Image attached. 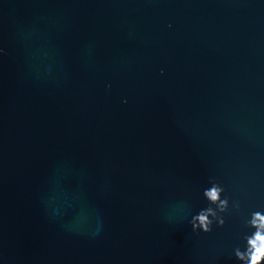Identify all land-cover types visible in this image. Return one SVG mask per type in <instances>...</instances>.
Returning a JSON list of instances; mask_svg holds the SVG:
<instances>
[{
  "label": "water",
  "instance_id": "obj_1",
  "mask_svg": "<svg viewBox=\"0 0 264 264\" xmlns=\"http://www.w3.org/2000/svg\"><path fill=\"white\" fill-rule=\"evenodd\" d=\"M213 176L264 203V0H0V264H239Z\"/></svg>",
  "mask_w": 264,
  "mask_h": 264
},
{
  "label": "clouds",
  "instance_id": "obj_2",
  "mask_svg": "<svg viewBox=\"0 0 264 264\" xmlns=\"http://www.w3.org/2000/svg\"><path fill=\"white\" fill-rule=\"evenodd\" d=\"M106 87L110 88L111 85ZM123 103L126 104L127 99ZM204 196L214 207L202 209L193 216V230L209 233L214 227L223 228L226 218L237 217L238 227L242 226L247 231L243 234L244 246L234 250L236 260L239 264H264V203L258 202L254 206L242 208L241 201L233 198L225 184L215 176L210 178ZM75 230L85 231V225L81 223L75 226Z\"/></svg>",
  "mask_w": 264,
  "mask_h": 264
}]
</instances>
